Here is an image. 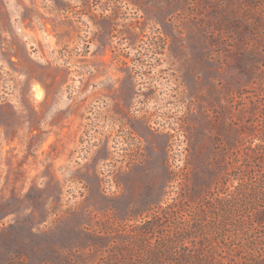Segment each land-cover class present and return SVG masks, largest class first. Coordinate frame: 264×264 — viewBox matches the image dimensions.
I'll use <instances>...</instances> for the list:
<instances>
[{
	"label": "rangeland",
	"instance_id": "374dc122",
	"mask_svg": "<svg viewBox=\"0 0 264 264\" xmlns=\"http://www.w3.org/2000/svg\"><path fill=\"white\" fill-rule=\"evenodd\" d=\"M262 178L264 0H0V264H264Z\"/></svg>",
	"mask_w": 264,
	"mask_h": 264
},
{
	"label": "trees",
	"instance_id": "16d2710c",
	"mask_svg": "<svg viewBox=\"0 0 264 264\" xmlns=\"http://www.w3.org/2000/svg\"><path fill=\"white\" fill-rule=\"evenodd\" d=\"M248 181V180H247ZM250 183V182H247ZM254 187H257V191L253 195L248 194L249 197H255L256 195H264V178L259 181L254 182ZM255 190V189H254ZM257 197V196H256ZM244 204L247 205V202L244 201ZM207 210V209H206ZM258 224L264 221V210H257L253 213ZM201 217V216H200ZM203 219V217H201ZM197 221V220H196ZM195 223V222H191ZM244 231H247L244 229ZM189 232L187 230H180L175 238L179 246L181 247L179 251L180 262H186L187 264H215L216 258L214 251H204L201 247H196L195 251L192 253H185L183 246V240L188 237ZM183 246V247H182ZM223 263V261H221Z\"/></svg>",
	"mask_w": 264,
	"mask_h": 264
},
{
	"label": "bare ground",
	"instance_id": "6f19581e",
	"mask_svg": "<svg viewBox=\"0 0 264 264\" xmlns=\"http://www.w3.org/2000/svg\"><path fill=\"white\" fill-rule=\"evenodd\" d=\"M40 93V91H37V94H39Z\"/></svg>",
	"mask_w": 264,
	"mask_h": 264
}]
</instances>
